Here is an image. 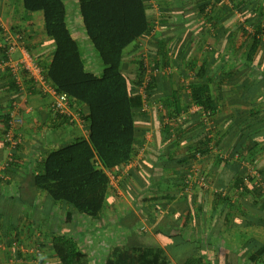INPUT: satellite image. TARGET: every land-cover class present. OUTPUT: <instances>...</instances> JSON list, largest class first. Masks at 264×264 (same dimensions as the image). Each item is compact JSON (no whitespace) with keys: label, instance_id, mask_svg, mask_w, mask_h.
<instances>
[{"label":"crops","instance_id":"crops-1","mask_svg":"<svg viewBox=\"0 0 264 264\" xmlns=\"http://www.w3.org/2000/svg\"><path fill=\"white\" fill-rule=\"evenodd\" d=\"M196 1L148 0L153 32L125 50L124 69L135 74L137 63L144 60L147 65L152 64L159 41L167 39L169 49L176 51L172 56L176 67L151 71L159 83L154 98L143 109L146 115L139 117L135 159L122 172L114 173L117 179L110 185L104 211L98 220L75 213L70 218L68 205L51 201L35 185V176L40 173L49 153L77 139H88L87 127L78 117L81 107L75 105L71 109V124L63 123L64 119L52 111L54 96L48 84L43 85L20 73L22 84L17 85L13 74L0 68V264H33L40 258L46 264H60L52 249V240L59 235L76 239L80 248L85 245L87 249L83 251L88 254L90 264H183L188 258L201 257L207 264L225 250L228 256L235 257V264H244L247 249L251 254L260 245L264 246V222L258 217V206L248 202L249 207H255L250 210L233 200L231 205L235 207L229 213L228 206L213 201L219 172L212 173L210 185L194 186L182 199L178 181L183 171L174 165L172 169L158 168L166 149L175 159L185 157L189 153L186 143L198 138L200 134L197 133L201 131L210 132L214 144L220 146L213 149L205 163H197L204 173L213 169L217 156H230L233 150L245 152L248 158L250 148L246 147L254 145L249 136L264 128V120L251 122L256 110L264 114V89L257 88L245 103L242 99L247 91L239 90L238 82L231 85L226 80L224 83L225 75L242 69L238 64L242 63L244 51L251 46L241 23L243 19L250 23L264 20V0H237L244 3L240 6L241 12L238 9L221 14L223 23L216 35L202 23ZM64 2L68 25L80 45L86 69L100 75L101 61L82 25L79 1ZM187 18L191 22L188 30L177 37V21ZM247 29L252 30V27ZM9 36H22L11 55L12 60L33 61L43 77L54 50L44 30L43 14L26 13L23 0H0V63L6 59ZM209 46L216 52L207 53ZM230 49L232 51L228 52ZM183 50L185 52L180 54ZM203 64L211 81L209 96L215 105L211 118L192 101L188 87L194 73L182 76L186 67L193 65L196 72ZM243 77L239 81L246 79ZM256 78L261 79L258 75L250 79ZM180 84L184 85L182 89ZM174 94L179 97L184 111L176 120L167 123L172 110L168 103ZM14 104L23 118V143L13 163L4 167L9 153L2 136L6 115ZM163 123L175 130L171 140L163 132ZM231 127L237 132L226 137ZM252 153L257 169L264 170V142ZM138 210L141 211L139 216ZM139 223L144 227L142 230L136 229ZM168 243H175L173 250L181 252L179 261L171 259ZM187 248L190 250L182 253L181 249Z\"/></svg>","mask_w":264,"mask_h":264},{"label":"trees","instance_id":"trees-1","mask_svg":"<svg viewBox=\"0 0 264 264\" xmlns=\"http://www.w3.org/2000/svg\"><path fill=\"white\" fill-rule=\"evenodd\" d=\"M78 1L82 25L101 61L100 75L86 69L80 45L73 38L68 25L64 0H23L26 13L43 14L46 36L54 45L52 60L44 69L43 77L57 93L68 95L71 108L75 105L81 107L78 117L88 130V139H77L47 155L42 162L40 173L35 176V185L45 192L51 201L68 205L71 209L68 214L70 218L75 213L98 220L104 211L110 190L109 173L122 172L135 159L136 127L141 121L139 117L146 115L143 109L147 106V102L154 98V91L159 83L151 74H149L150 80L146 81L147 73L176 67L172 61L173 53L176 51L169 49L167 39L159 41L157 52L151 58L152 64L147 65L146 61L140 60L137 63V72L130 74L124 69L125 50L143 37H148L154 29L149 19L148 0ZM229 2L230 6L220 0L196 1V10L202 16V23L207 24L209 27L207 30H210L212 35L223 23L221 14L228 10L235 12L239 9L241 12L240 6L244 5L243 1L229 0ZM177 22L178 37L188 30L191 22L188 18ZM250 26L252 30L247 29ZM241 29L246 38L250 39L251 46L244 51L242 63H237L243 66L242 69L237 72L235 70L234 73H226L224 83L226 80L231 85L238 82L237 88L247 91L242 100L248 103L251 93L257 88L264 89V20L250 23L248 19H243ZM181 38L183 41L184 37ZM228 42L231 44L230 39ZM230 51L232 49L228 50ZM180 52L182 54L185 50ZM206 52L216 51L209 46ZM186 68L182 76L187 77L189 73H194V79L188 87L192 93L193 103L199 106L204 114L208 113L209 118L213 117L215 105L209 96L211 81L206 66L203 64L196 72L193 65ZM256 75L261 79L256 78L251 81V76ZM243 76L246 79L239 81ZM13 84L16 86L14 81ZM183 87L184 85L180 84V89ZM142 88L144 93L140 92ZM170 101L168 105L172 110L169 111L167 123L176 120L184 111L177 95H172ZM165 104L167 105V102ZM254 114L256 117L254 116L251 122L264 120V114L259 110ZM58 118H63V123L71 124L72 116H58ZM167 123H163V132L168 140H171L175 130ZM235 132L236 129L231 127L225 136L229 137ZM186 133L188 132L184 134ZM197 134H200L198 138L186 143L189 153L185 157L175 159L174 155L172 157V152L166 149L164 155H161L163 157L159 158L158 168L172 169L178 166L177 168L183 171L178 181L181 186L180 192L184 191L188 173L196 164L205 163L213 149L216 146L220 148L219 143L214 144L210 132L201 131ZM249 139L254 145L246 147L250 148L248 158L245 152L238 150L231 151L228 157L222 155L216 157L213 169L209 172L210 177L214 172H219L214 185L216 191L212 193L213 201L221 203L224 207L228 206L229 213L233 212L235 207L231 205L233 200L239 205L242 204L241 207L253 210L255 207H249L250 205L247 204L251 202L258 206L256 210L262 223L264 222V186H262L264 170L259 167L257 169L255 158L253 159L255 154L252 152L264 142V128L250 135ZM244 163L256 167L261 180L259 186L254 183L257 177H252ZM209 173L204 174L207 175V183L210 185ZM183 196L182 199L187 195L183 193ZM222 213L224 214V211ZM171 244L168 243L167 250L171 259L177 262L181 258V252L173 250L175 243ZM52 249L60 264H90L88 254L72 237L55 236L52 240ZM184 250L190 249H181L182 253ZM227 254V250L223 251V254L221 251L213 261H207V264H235V257L231 258ZM241 258L239 259L242 260ZM204 260L203 257L188 258L183 264H204ZM244 264H264V246L260 245L251 254H248L247 249Z\"/></svg>","mask_w":264,"mask_h":264},{"label":"built area","instance_id":"built-area-1","mask_svg":"<svg viewBox=\"0 0 264 264\" xmlns=\"http://www.w3.org/2000/svg\"><path fill=\"white\" fill-rule=\"evenodd\" d=\"M223 3H225L227 6H230L229 0H220ZM22 41V36L17 37H7L6 42L8 43V46L6 48V59L0 63V68H3L5 70H9L17 83V85L22 84V80L20 77V73H23L24 75H27L30 79L39 81L41 84L47 85L48 83L45 81L44 77H40V69L38 66L31 60L27 61H19L14 62L11 58V55L15 53L17 48V41ZM149 74H151V71H148L146 77V81H149ZM49 85V91L54 96V103L52 106V111L55 116H69L71 117V100L68 97L67 94L57 93L54 88ZM143 88L140 90L141 93L143 92ZM209 114L207 113L206 116ZM71 122H73V118L71 119ZM23 125V118L19 112V109L17 105H13L7 114L6 122H5V130L2 136V142L5 145L6 149L8 150V161L4 164V167L9 166L11 163H13V157L15 153L19 150L23 143V137L21 133V127ZM237 156V155H236ZM228 157V156H224ZM252 177H257L255 179V185L259 186L261 184V180L259 179V175L257 173V170L255 169V173L251 174ZM110 177V185L117 179L116 175L114 173H109ZM194 186H197L199 188L207 187V175L204 174L203 171L197 169L194 167L187 176V179L185 180V187L184 191L182 192L185 194H188ZM264 186V185H262ZM40 258V257H38ZM33 264H46L44 263L41 258L34 261Z\"/></svg>","mask_w":264,"mask_h":264},{"label":"rangeland","instance_id":"rangeland-1","mask_svg":"<svg viewBox=\"0 0 264 264\" xmlns=\"http://www.w3.org/2000/svg\"><path fill=\"white\" fill-rule=\"evenodd\" d=\"M244 165L246 166V167H249L248 169H249V171H250V174H252V173H255V169L256 168H253V166L252 165H250V164H248V163H244ZM197 169H199V170H202V167L200 168L199 166H198V164L195 166ZM208 173H209V171H208ZM208 176H209V178H210V173L208 174ZM208 178V180H210ZM214 191H216V189H215V187H214ZM139 215H141V211H139L138 210V216ZM160 216H162V214H160ZM144 227L142 226V224L141 223H139V225H138V227L136 228V229H138V230H142ZM81 248H82V250H86L87 248H86V246L85 245H81Z\"/></svg>","mask_w":264,"mask_h":264}]
</instances>
